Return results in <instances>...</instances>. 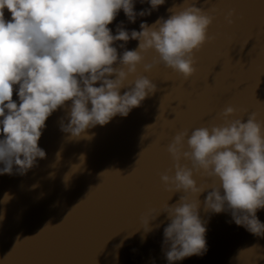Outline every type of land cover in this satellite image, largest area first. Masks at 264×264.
<instances>
[{
	"label": "clouds",
	"instance_id": "9594fccd",
	"mask_svg": "<svg viewBox=\"0 0 264 264\" xmlns=\"http://www.w3.org/2000/svg\"><path fill=\"white\" fill-rule=\"evenodd\" d=\"M136 3L0 0V175H26L46 158L39 141L46 121L58 109L67 110L60 130L69 140H79L91 139L89 129L140 107L158 88L138 73L139 66L151 72L163 64L185 81L195 75V54L215 39L209 29L216 10L183 0L167 9V18L160 16L151 25L141 22L139 31H128L121 22L114 35L109 25L121 10L135 23L166 0H139L150 5L139 12ZM234 15L228 11L227 24L234 23ZM130 40L138 42L135 49L126 48ZM149 52L156 58L145 63ZM121 89L127 90L121 94ZM236 113L227 106L219 114L223 123L184 129L166 148L173 166L160 174L161 185L165 192L182 195L161 209L149 207L140 224L146 238L163 223L153 222L166 214L162 251L168 264L207 253L201 206L206 213H230L237 226L264 237V223L257 216L264 210V120L256 112L248 113L246 120L232 118Z\"/></svg>",
	"mask_w": 264,
	"mask_h": 264
},
{
	"label": "snow or ice",
	"instance_id": "6c2138e0",
	"mask_svg": "<svg viewBox=\"0 0 264 264\" xmlns=\"http://www.w3.org/2000/svg\"><path fill=\"white\" fill-rule=\"evenodd\" d=\"M214 7H215V6H214ZM214 7H213V8H214Z\"/></svg>",
	"mask_w": 264,
	"mask_h": 264
}]
</instances>
